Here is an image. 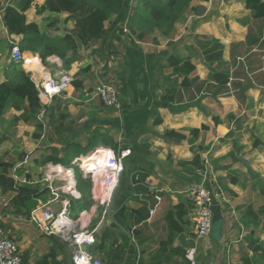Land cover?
I'll return each mask as SVG.
<instances>
[{
  "label": "crops",
  "instance_id": "crops-1",
  "mask_svg": "<svg viewBox=\"0 0 264 264\" xmlns=\"http://www.w3.org/2000/svg\"><path fill=\"white\" fill-rule=\"evenodd\" d=\"M15 2L0 0V9ZM44 2H32L26 11L29 22L51 36L74 29L67 13L39 12ZM219 3L200 2L204 10L191 11L176 25L172 38L120 45L121 35L112 33L109 48L74 45L64 58L49 56L46 65L51 73H67L73 81L43 105L42 132H36L38 120H15L22 110L13 107L1 120L0 146L9 148L12 157L2 161L16 162L11 175L20 183L27 182L30 174V182L42 185V175L39 181L33 175L38 169L43 173L48 162L75 167L77 159L99 146L130 150L105 210L90 209L89 180L83 179L79 186L76 176L75 196L64 195L70 199L73 217L82 211L73 200H90L85 209L92 213L96 238L90 250L103 264H189L185 253L190 247L197 248V264H264V22L252 17L245 0ZM249 31L256 38L253 43L247 38ZM214 39L222 44V65L211 56ZM20 40L0 22V83L6 80L11 63V41ZM24 52L28 62L37 61L33 52ZM185 61L196 67L188 80L175 71L177 63ZM218 65L231 75L230 86L210 80ZM194 76L199 78L191 83ZM99 79L117 90L120 111L94 98ZM215 116L220 123H215ZM203 124L209 129L193 138L191 130ZM18 141H23L24 153L15 148ZM46 158L50 160L42 164ZM204 177L224 200L221 220L213 223L206 239L197 241L190 218L191 191ZM47 193V200L37 199L31 211L44 204L59 211L61 200L51 201ZM12 196L0 190V224L17 242L24 259L38 264L47 257L49 264H73L71 245L43 233L31 212L18 214L10 204ZM179 203L185 204L182 216L176 214Z\"/></svg>",
  "mask_w": 264,
  "mask_h": 264
},
{
  "label": "trees",
  "instance_id": "trees-1",
  "mask_svg": "<svg viewBox=\"0 0 264 264\" xmlns=\"http://www.w3.org/2000/svg\"><path fill=\"white\" fill-rule=\"evenodd\" d=\"M33 1L16 0L15 3L7 5L4 8V25L9 34L21 36L19 44L23 50L33 52L36 58V54H38L45 64H47V58L52 55L64 58L66 50L72 49L74 45L98 44L105 49L109 48L111 45L110 35L125 33V26H128L131 34H136L141 41L156 30L161 31L167 38H172L176 25L185 21L187 11L197 9L192 4L194 0H45L37 8L39 12L67 13L66 20L75 22L74 29L65 35L51 36L37 23L28 21L26 11ZM245 2L252 17L264 22V0H245ZM247 38L249 40L251 38V43L256 41L250 31ZM221 48L222 44L215 40L211 56L213 59L220 60L219 65L223 64ZM217 49L219 50L217 51ZM219 65L212 70L209 78L218 84L227 85L232 77L228 72L220 70ZM68 66L69 64L66 62L65 67ZM195 69L196 67L190 61L179 62L175 67V71L183 74L185 80H188V76L193 74ZM198 78L194 76L189 81L193 83ZM170 93L171 91H168L164 98H167ZM10 107L22 110V114L15 120L22 119L24 121L37 120V114L42 108L39 90L32 81L30 73L20 63L14 62L8 66L6 80L0 83V125L6 110ZM214 120L216 124L221 122V119L216 116ZM42 129L43 124L38 122L36 132L40 133ZM206 129H209L206 124H203L201 128L192 129L193 138H196L201 130ZM49 160L46 158L42 164ZM195 161L200 165L199 156H196ZM15 164V161H0V190L2 193L13 194L10 204L17 207L18 214H29L36 205L37 199L47 200L48 189L40 183L30 182L32 181L30 174L26 175L27 182H18L11 175ZM21 171L19 173L22 174ZM76 176L80 186V183L84 182V178L77 168ZM73 203L79 204L81 211L89 207L90 200H73ZM184 205V203H179L175 206L176 214L182 216L185 213ZM47 259V257H43L38 264H49L46 262Z\"/></svg>",
  "mask_w": 264,
  "mask_h": 264
},
{
  "label": "built area",
  "instance_id": "built-area-1",
  "mask_svg": "<svg viewBox=\"0 0 264 264\" xmlns=\"http://www.w3.org/2000/svg\"><path fill=\"white\" fill-rule=\"evenodd\" d=\"M0 22L4 23V11L1 9ZM10 61L20 63L30 73L32 81L39 90L42 103V108L37 114V120L45 126L43 105L60 95L72 83L73 77L64 72L54 76L39 55H37L36 62L29 63L20 44L14 41H11ZM230 81L228 85H230ZM93 89L94 98L100 100L105 107L117 111L122 109L121 100L114 86L99 82ZM129 154V149L116 152L109 146H99L92 150L89 155L77 159L75 167L73 165L69 167L59 162H48L44 166L42 185L48 189L51 201L61 200V208L55 212L52 206L44 204L33 209L30 216L43 233L56 235L71 245L73 264H103L90 250V247L95 244L96 238L95 232L91 228L92 213H89V210L99 207L105 210L110 205L113 193L125 170L124 159ZM90 157L93 159L88 167L84 160ZM206 165L208 166V162ZM76 168L82 177L89 180L91 184L92 206L90 209H83L77 217H73L70 213V199L64 195L75 196ZM191 194L192 213L190 218L195 224V238L200 241L211 234L214 216L213 206L217 203L221 204L224 197L220 191L208 185L207 177H204L201 182L194 186ZM157 199L160 200V197ZM155 211L156 209L153 208L151 213L153 214ZM63 216L68 220L65 224L60 223ZM196 253V247L187 249L185 257L189 264H197ZM0 264H35L24 259L17 242L1 225Z\"/></svg>",
  "mask_w": 264,
  "mask_h": 264
},
{
  "label": "rangeland",
  "instance_id": "rangeland-1",
  "mask_svg": "<svg viewBox=\"0 0 264 264\" xmlns=\"http://www.w3.org/2000/svg\"><path fill=\"white\" fill-rule=\"evenodd\" d=\"M205 1H208V0H205ZM205 1H199V0H194L193 2H192V4L194 5V7H196L197 9H194V10H189V11H187V14H186V18L188 17V14L189 13H191V11H196V12H199V11H203L204 10V6H202L201 4H200V2H205ZM222 1L223 0H220V3H222ZM229 0H225V3H227ZM220 3H219V5H220ZM219 5H217V6H219ZM186 18H185V20H186ZM183 23V22H182ZM179 24V23H178ZM181 24V23H180ZM124 31H125V33H121L120 35H121V38H120V45H130V43L132 42V41H137V42H139V41H141V40H139L138 38H137V35L136 34H131V32H130V30H129V28H128V26H125L124 27ZM167 38V36H165V35H163L162 33H161V31H159V30H156V31H152L151 33H149V35H147V40L148 41H150V42H152L154 39H156V38ZM143 41V40H142ZM96 45V44H95ZM45 64V63H44ZM45 66L48 68V65H46L45 64ZM97 76H99L98 74H97ZM97 83L95 84V85H97L99 82H103V83H109V82H106V81H104V79H99V80H97L96 81ZM109 84H111V83H109ZM228 84V83H227ZM112 85V84H111ZM230 85H231V81H230ZM229 85V86H230ZM113 86V85H112ZM115 88V87H114ZM100 104H102L101 102H100ZM103 105V104H102ZM17 143H19L20 145H18V144H16V146H15V148H20V150L19 151H23V152H19V154L20 153H24V148H21V147H24V143H23V141L22 142H17ZM8 149L9 148H4L3 146H0V161L1 160H3L4 158H12L11 156H9V151H8ZM65 162H67V161H65ZM68 164V163H67ZM39 168V167H38ZM39 174V175H38ZM41 175H42V169L40 170V169H38L37 170V172H35L34 173V180L36 179L37 181H39L40 179H41ZM0 200H2L1 198H0ZM0 203H1V201H0ZM4 203V202H3ZM2 203V204H3ZM0 209H1V207H0ZM75 211H76V208L75 207H73L72 208V212L74 213V214H76L75 213ZM34 230H35V232L37 233L38 232V230H36V228H34Z\"/></svg>",
  "mask_w": 264,
  "mask_h": 264
},
{
  "label": "water",
  "instance_id": "water-1",
  "mask_svg": "<svg viewBox=\"0 0 264 264\" xmlns=\"http://www.w3.org/2000/svg\"><path fill=\"white\" fill-rule=\"evenodd\" d=\"M248 168H249V170L251 171L252 175L255 176L256 173H255V171L252 169V167L248 165ZM213 212H214L213 223L219 222V221L221 220V218H222L221 204H218V203L215 204V205L213 206ZM112 218L115 219V218H114V215H112Z\"/></svg>",
  "mask_w": 264,
  "mask_h": 264
},
{
  "label": "bare ground",
  "instance_id": "bare-ground-1",
  "mask_svg": "<svg viewBox=\"0 0 264 264\" xmlns=\"http://www.w3.org/2000/svg\"><path fill=\"white\" fill-rule=\"evenodd\" d=\"M32 62H36V61H31V62H29V63H32ZM92 159H93V157H90V158H87V159L84 160V162L87 163L86 166L89 167L90 161H92ZM67 221H68V220L65 219L64 216H63V217H62V220L60 221V223L65 224V223H67Z\"/></svg>",
  "mask_w": 264,
  "mask_h": 264
}]
</instances>
